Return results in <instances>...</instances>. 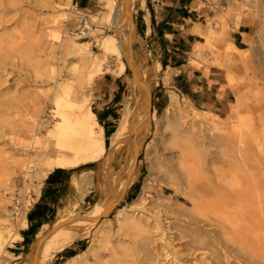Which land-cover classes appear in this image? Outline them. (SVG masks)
Here are the masks:
<instances>
[{
    "label": "rangeland",
    "instance_id": "rangeland-1",
    "mask_svg": "<svg viewBox=\"0 0 264 264\" xmlns=\"http://www.w3.org/2000/svg\"><path fill=\"white\" fill-rule=\"evenodd\" d=\"M116 1L119 4L122 0ZM98 2L100 7L94 13L82 14L87 17L95 16V21L104 22L107 10L100 0ZM209 2L213 4V0H209ZM219 2L221 5L217 6L218 9L208 8V10L210 9L209 18H207L209 32L217 35L222 29H225L227 32V38H225L227 42H230V23L236 24L242 19L257 25L254 36L247 42V49L250 52L248 63L236 66L221 63L219 67L225 72L228 86L234 92L235 97L236 93L234 88L229 85V78H231L233 86L243 95L248 105L245 114L254 118L252 120L253 129L260 133L261 126L256 119L258 105L256 99L259 96L264 97V0H219ZM70 3L71 0H0V205L4 201H11L10 210L15 207L19 212L24 211L25 216L35 203L44 180L41 178L40 172L43 151L42 147L33 150L22 148L10 139L16 138L15 132L18 130L20 120L31 114L29 108H32V105L37 102H42L43 119L49 121L39 136L43 140L45 133L53 124V120L48 115L53 109L51 99L55 86L66 80L70 82L74 90L81 88V91L89 94V106L94 112L95 104L98 102V92L95 90L97 76L89 84L83 82L81 78L85 75L86 70L79 68L78 57L67 51L65 45L70 41H86L89 43L91 52L96 53L99 42L104 35H115L112 30L103 29L102 31H90L88 36L78 38L76 35L78 34L79 20L70 14H66L69 13ZM58 15H67V19L59 20L58 24V32L62 41L55 40L51 34L54 28L52 20L54 17L58 18ZM130 26L131 21L124 26L123 31L128 35V38L132 39L130 42L131 58L139 81L151 92L152 115L146 124L136 122V118L143 111L146 98L142 88L141 90L138 89L136 84L134 87V80H132V75L123 57L126 65L127 83H125L123 93L117 97L120 105L117 106L118 116L115 127L126 109L131 111L133 116L130 134L114 153L113 161L109 163V167L117 171L121 177L125 176L127 166H129L127 175L132 171L138 174L126 186L123 196L115 200V207L112 212L100 220L102 221L100 227H109L114 232L119 225L117 221L121 220L117 216L118 210L126 212V209L130 207L143 188L145 178L149 176L150 156L146 154V151L163 155L162 150L166 148L165 154H167L171 151L173 142L178 141L177 139L174 141L170 139L172 136L171 128L163 119V111L169 104L172 93L177 95L178 104L183 108V111L190 115L189 109L185 107L184 97L172 89L170 84V79L176 71H171L168 68L165 72L161 66L156 70L154 67L158 64L156 62L158 60L146 55L145 52L142 53L140 48L142 42L136 34L130 33ZM220 36L224 37L223 34ZM205 41L203 36L202 42L205 43ZM215 41L214 49L209 53L204 52L196 56L194 54L196 47L194 46L189 55L179 53L176 60L182 62L184 59H188L191 68H200L203 65L211 66L214 63L213 55L220 54L225 44V42ZM159 45L161 43L158 44L157 48ZM190 59L193 62H190ZM108 61L114 67L117 59L108 56ZM52 69L53 74L51 73ZM175 113L178 114L177 111ZM244 132L246 135L248 134V131ZM246 138L247 150L251 154L248 161L256 167L254 171L256 179L263 187L264 139L253 141L248 135ZM137 142H140V146L136 151ZM106 148L108 155V146ZM208 150L209 152L205 153L206 159H216L219 161L218 167L221 171L228 172L230 165L228 166L225 160L231 158L232 153L223 147L216 148L213 146ZM135 152L136 156L134 157ZM132 157V164L128 165ZM103 161L104 159L67 170L70 184L63 188L59 202L51 209L52 216L46 220V224H43L29 241L24 243V248L19 250L22 252L20 256L12 253L16 251L14 246H17V243L21 241L9 240L0 254V264H20L34 249L35 244L56 227L54 225L57 221L71 215L80 218L86 214L92 205L102 198L100 184L103 181ZM151 179L144 209L158 211L161 213L160 220L166 219L161 223L162 231L165 234L163 236L165 240H162V243L167 242V249L171 257L170 260H164L159 243H152L150 247L160 261L159 264H192L193 262L204 264L200 259L204 258L205 250H197L195 252L196 258L193 256L191 259H188L189 256L183 250L189 238H180V236L184 235L183 232L186 229L196 230L199 228V225L196 226L194 221L195 213L185 215L178 213L181 212V209H187L191 206L184 195L186 192L184 185L179 184L177 180L170 181L157 174H153ZM85 180H91L93 183L84 185L85 190L80 191L76 183H82ZM146 210L144 212L148 213ZM145 216L148 217L147 214ZM2 219L0 217V220ZM75 219L78 218H71L70 220ZM22 230L19 228L18 233L21 234ZM151 236L159 239L156 237L158 236L156 233ZM166 236L171 239L167 240ZM95 238L96 235L92 232L87 238L76 241L58 254L51 264H63L64 262L67 264H113V258L109 251H104V244L99 241H92ZM111 240L112 244L106 245L116 246L118 250H125L127 256L124 260L128 264H134L136 260L142 258V254H138L136 248L139 237L133 230L129 231L128 236L116 237L115 243L113 238ZM89 247H91L90 253L87 252ZM72 257H74L73 260ZM132 261L134 262L132 263Z\"/></svg>",
    "mask_w": 264,
    "mask_h": 264
},
{
    "label": "bare ground",
    "instance_id": "bare-ground-1",
    "mask_svg": "<svg viewBox=\"0 0 264 264\" xmlns=\"http://www.w3.org/2000/svg\"><path fill=\"white\" fill-rule=\"evenodd\" d=\"M100 1L107 10L104 22L95 21V16L87 17L82 35L86 37L90 31L103 29L112 30L115 35H104L96 53L91 52L88 42L79 39L65 45L67 51L78 57L79 68L86 70L81 80L88 84L100 74L121 75L126 70L123 61L125 46L127 45L126 48L130 49L132 41L123 28L130 23L133 0H130L127 9L124 6L126 0H122L119 4L116 0ZM213 2L217 3V0ZM67 15H58V18L54 17L52 20L54 28L51 34L55 40L62 41L58 24L59 20L67 19ZM195 33L204 35L206 39L205 43L195 45L196 56L211 52L216 40L225 44L220 54L213 55V65L219 67L221 63L228 66L248 63L249 50L238 49L231 42H227L225 29L217 35L212 32L203 34L199 30H195ZM221 34L224 37H221ZM84 36H78V38H84ZM108 56L117 59L114 67L110 65ZM190 62L193 60L190 59ZM159 67L160 65L157 64L154 68L157 70ZM53 72L52 69L51 73ZM229 85L235 90L236 102L231 106L230 113L223 118L203 116L185 100V107L190 112L188 115L178 104L177 95L171 94L169 104L163 111V119L171 128L170 139L178 141L173 142L171 151L167 154H165L166 148L162 150L163 155L146 151V154L150 156L149 176L145 178L143 188L126 212L118 210L117 216L121 220L117 221L119 225L115 232L109 227H100L102 221L98 223L95 221L110 204H114L117 198H121L120 193L138 174L132 171L127 175L129 168L127 166L125 176L121 177L117 171L109 167L114 153L130 134L133 116L131 111L126 109L122 113L115 130L108 136L109 154L107 155L104 130L90 109L87 92L81 91V88L74 90L68 80L55 86L51 99L53 109L48 115L53 120V124L45 133L43 140L39 136L49 121L43 119L42 102L32 105V108H29L31 114L20 120L18 130L15 132L16 138H11L10 141L16 142L25 149L33 150L42 147L40 172L43 179L56 169L71 170L104 159L103 181L100 184L102 198L95 202L86 214L80 216L90 220H70L79 218L71 215L57 221L54 226L70 220L36 243L34 249L20 264H51L58 254L76 241L87 238L92 232L96 235L92 241L104 244V251H109L113 264H128L124 260L127 256L125 250H118L116 246L106 244H112V238L115 243L116 237L128 236L131 230L139 237L136 248L138 254H142V258L132 263L159 264L160 261L150 247L152 243H159L164 260H170L168 244L166 241L162 243V240H165L163 238L165 234L161 223L166 219L160 220L161 213L158 211L144 209L153 174L162 175L170 181L177 180L186 189L184 195L191 206L181 209L178 213L179 215L195 213L194 221L196 226L199 225L196 230L186 229L183 232L184 235L180 236V238H189L183 249L189 256L188 259L193 256L196 258L197 250H205L204 258L200 259L204 264H264V186L261 187L256 179L254 173L256 167L248 161L251 154L246 146L247 135L251 136L253 141L264 139V97L259 96L256 99L258 104L256 119L261 126L258 133L253 129L254 118L245 114L248 105L240 91L233 86L231 78H229ZM146 108L145 102L143 111L136 118L139 124H142L145 119ZM244 131H248V134L246 135ZM139 146L140 142H137L136 151ZM213 146L223 147L232 153L231 158L225 160L228 166L230 165L228 172L221 171L218 167L219 161L216 159H206L205 153L209 152L208 148ZM132 161L133 157L128 165L132 164ZM92 183L91 180H85L76 185L80 191H84V185ZM10 204L11 201H4L0 205V217L3 218L0 220V254L9 240L21 241L22 236L18 233V229L27 227L25 212H19L15 207L10 210ZM153 233L158 234L156 237L159 239L152 238ZM166 238L171 239L168 236ZM87 252H91V247L87 249Z\"/></svg>",
    "mask_w": 264,
    "mask_h": 264
},
{
    "label": "crops",
    "instance_id": "crops-1",
    "mask_svg": "<svg viewBox=\"0 0 264 264\" xmlns=\"http://www.w3.org/2000/svg\"><path fill=\"white\" fill-rule=\"evenodd\" d=\"M127 1L129 7L130 0ZM71 2H75L80 12L84 14L94 13L100 7L98 0H71ZM218 5H221L219 0L215 4L210 3L209 0H133L130 11V33L138 36L142 42L140 44L142 53L145 52L146 55L157 59L156 62L163 71L166 72L168 68L176 71L170 79L171 87L184 97L192 108L203 116L223 118L230 113L231 106L236 102L234 92L228 86L225 72L215 65L191 68L188 59L182 62L176 60L179 53L189 55L197 43H203L204 35L196 34L195 30L203 34L209 32L207 18L210 9L208 8L218 9ZM229 26L231 27L230 42L238 49H247L248 40L256 32V23L241 19L236 24L230 23ZM125 72L126 70L119 76L104 73L95 80L98 102L95 104L94 114L104 130L106 147L108 146L106 136L116 128L117 106L120 105L117 97L125 90L127 83ZM62 171L64 174L61 177L57 174L52 176L54 170L43 180L40 193L26 215L27 227L22 230L27 234V241L43 224H46V220L52 216L51 209L59 202L63 188L70 184L67 170ZM50 176L52 178L47 183ZM35 209L45 214L40 223H37L35 216L32 215V224H30L28 215ZM29 228L31 234L28 233ZM20 235L21 242L14 246L17 252L12 253L17 256H20L22 252L19 250L25 245L24 237Z\"/></svg>",
    "mask_w": 264,
    "mask_h": 264
},
{
    "label": "water",
    "instance_id": "water-1",
    "mask_svg": "<svg viewBox=\"0 0 264 264\" xmlns=\"http://www.w3.org/2000/svg\"><path fill=\"white\" fill-rule=\"evenodd\" d=\"M125 8L127 9L128 8V1L126 0V4H125ZM127 46V45H126ZM125 46V52H124V59H125V62H126V65H127V68L129 69L131 75H132V78L134 79L135 81V84L137 85L138 89L143 90V95L145 96L146 98V104H147V108H146V116H145V119L143 120L142 124H146L150 121L151 119V115H152V96H151V92L149 91V89L145 86L143 87V85L140 83L139 81V78L137 76V72L135 70V66H134V63H133V60L131 58V51L130 49L126 48ZM125 190H123L122 194H121V197L123 196V193H124ZM114 204H110L106 210L103 212V214L95 221V222H99L101 219H103L105 216H107L110 212H112V210L114 209ZM90 220V219H86V218H78V219H75V220ZM68 221L70 220H67L61 224H59L58 226H56L53 230L57 229L58 227L68 223ZM52 230V231H53ZM51 231V232H52ZM49 232V233H51ZM49 233L44 237L46 238ZM43 238V239H44Z\"/></svg>",
    "mask_w": 264,
    "mask_h": 264
},
{
    "label": "built area",
    "instance_id": "built-area-1",
    "mask_svg": "<svg viewBox=\"0 0 264 264\" xmlns=\"http://www.w3.org/2000/svg\"><path fill=\"white\" fill-rule=\"evenodd\" d=\"M69 14L71 16L76 17L79 20V25H78V28H77V33H78L77 35L79 37H83L84 35H82V33L84 32V24L86 23L87 16L83 15L80 12V10L78 8V5L75 2H71L70 3ZM71 35H73V33H71Z\"/></svg>",
    "mask_w": 264,
    "mask_h": 264
},
{
    "label": "trees",
    "instance_id": "trees-1",
    "mask_svg": "<svg viewBox=\"0 0 264 264\" xmlns=\"http://www.w3.org/2000/svg\"><path fill=\"white\" fill-rule=\"evenodd\" d=\"M106 137H107V136H106ZM54 174H55V175H54ZM54 174H53L52 176H56V174H57V176L61 177L64 173H63L62 170L58 169V170H55ZM52 176L49 177V179L47 180V183L50 181V178H52ZM44 214H45V212L37 211V209L33 210L32 213H30V214L28 215L29 223L32 224V222H31V221H32V215L35 216V220L37 221V223H40V222L43 220ZM28 233L31 234V230H30V228H29V230H28ZM21 234H22L23 237H24V243H26L27 240H28V239H27V236H26L27 234H26L25 232H21Z\"/></svg>",
    "mask_w": 264,
    "mask_h": 264
}]
</instances>
